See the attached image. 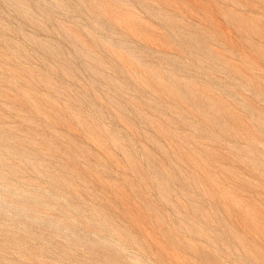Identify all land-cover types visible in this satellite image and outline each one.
<instances>
[{
    "label": "rangeland",
    "instance_id": "rangeland-1",
    "mask_svg": "<svg viewBox=\"0 0 264 264\" xmlns=\"http://www.w3.org/2000/svg\"><path fill=\"white\" fill-rule=\"evenodd\" d=\"M0 264H264V0H0Z\"/></svg>",
    "mask_w": 264,
    "mask_h": 264
}]
</instances>
